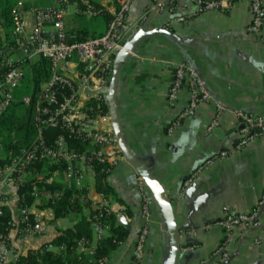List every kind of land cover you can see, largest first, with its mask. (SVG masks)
Wrapping results in <instances>:
<instances>
[{"label": "crops", "instance_id": "0c3cea01", "mask_svg": "<svg viewBox=\"0 0 264 264\" xmlns=\"http://www.w3.org/2000/svg\"><path fill=\"white\" fill-rule=\"evenodd\" d=\"M94 1L98 5L104 3V0ZM154 2L134 0L123 30L126 42L148 22L149 35L123 63L116 90L112 88L104 93L111 116L114 113L117 116L114 129L118 125L132 161L144 165L172 198L181 229L178 264H264V205L260 212L262 227L252 231L235 230L226 262L212 259L224 239L223 231L220 228L203 230L229 211L250 213L264 194V138L236 149L241 135L235 111L243 110L264 118V44L247 32L251 23L249 7L238 2L229 10L206 11L181 24L174 22V15L168 11L154 12ZM176 2L178 12L194 8L193 0ZM52 3L53 0H47L43 6H36L46 8ZM82 18L68 16V30L86 27L90 35L105 34L107 23L103 17L92 18L93 23L85 21V26L76 21ZM261 34L264 36V25ZM180 63L198 74L211 95V102L168 136L167 127L189 99L188 91L184 90L175 106L168 105L172 73ZM218 106L225 110L219 116L218 127L208 133ZM115 136L118 139L116 130ZM225 150L231 152L225 160L206 169L188 188L182 189L186 178L203 162ZM78 168L84 175L87 203L76 206L61 218L54 210L53 220L48 222V231L43 236H22L14 244L28 250L51 244L52 252L57 253L56 239L82 218L90 221L98 211L92 200L105 193L115 210L125 215L126 222H120L117 213H113L114 220L106 221L104 238L113 235L111 222L130 233L128 240L108 257L107 264H116L125 253L122 264H131L132 244L142 222L137 189V178L141 176L137 168L126 156L104 179L83 164ZM44 176L51 188L59 186L72 194L78 191L66 164L48 167ZM147 190L151 199V223L141 264H170L172 237L168 218L160 201ZM90 241L98 244L93 231ZM190 245L196 248L185 251ZM69 261L66 264H72Z\"/></svg>", "mask_w": 264, "mask_h": 264}, {"label": "built area", "instance_id": "2783aa9c", "mask_svg": "<svg viewBox=\"0 0 264 264\" xmlns=\"http://www.w3.org/2000/svg\"><path fill=\"white\" fill-rule=\"evenodd\" d=\"M133 2L104 0L98 5L94 0H53L52 5L46 8L26 5L15 9L13 38L17 47L5 45L0 50V120L11 106L21 103L26 109H33L35 135L27 147L17 151L6 150L0 137V264H48L41 257L54 253L51 244L44 243L31 250L14 244V240L22 236H43L48 231V222L53 220L54 206L65 197V189L50 187L44 170L63 164L69 166L78 188L69 199L75 208L88 201L79 164L104 179L124 160L104 93L111 90L114 58L123 49L122 34ZM238 2L246 3L250 10L248 34L264 44L261 34L264 0H193L194 8L188 12H178L176 0H155L154 10L168 11L174 15V22L185 24L203 12L229 10ZM103 13L110 16L103 36L82 39L67 28L66 18L70 15L96 18ZM14 56H18V60ZM40 58L50 63V79L41 85L35 97L31 92L19 98L18 90L26 74ZM184 90L189 93L188 102L167 127L168 136L211 102V95L198 74L180 63L172 73L168 105L175 106ZM217 110L216 117L208 126V133L218 127L219 116L225 109L218 106ZM234 114L241 135L237 150L264 138L263 117L243 110H236ZM74 141L81 143L82 148L74 147ZM230 153L221 151L207 159L186 178L182 189L188 188L196 176L225 160ZM96 164L100 165L99 171ZM137 189L142 222L132 244L131 264L142 263L151 223V199L142 177L137 178ZM92 201L98 211L90 222L98 244L93 245L86 238L77 242L73 253L78 256L79 264H90L95 259L99 242L104 238L108 216L117 213L119 221L126 222L125 215L115 210L105 193L98 194ZM263 205L264 194L250 213L229 211L217 222L203 227V230L220 228L224 233V239L212 259L226 262L230 258L228 248L235 230L252 231L262 227L260 212ZM9 210L11 219H7ZM55 248V255H65V245ZM195 248V245H190L185 251ZM99 263L107 264L108 257Z\"/></svg>", "mask_w": 264, "mask_h": 264}, {"label": "trees", "instance_id": "16d2710c", "mask_svg": "<svg viewBox=\"0 0 264 264\" xmlns=\"http://www.w3.org/2000/svg\"><path fill=\"white\" fill-rule=\"evenodd\" d=\"M16 0H3L2 10L0 18V50L5 46L17 47V42L13 38L14 31V11L17 8ZM98 17H103L108 24L110 16L108 14H101ZM79 34L80 38L86 39L88 37L103 36V32H93L89 34V30L84 27L74 30ZM51 77L50 63L47 59L40 58L30 68L26 74V78L18 90V97L22 98L34 93V97L38 94L41 85L48 81ZM27 112V118H20L19 113ZM33 109H26L21 103L14 104L0 120V137L3 139L4 146L8 151H17L18 149L27 147L33 140L35 135L34 123H33ZM55 133V131H51ZM74 147L81 149L82 145L79 142H72ZM95 168L99 171L100 165L96 164ZM53 189L61 188L59 186L52 187ZM102 191L101 186L98 187ZM72 193L65 190V197L61 199L55 206V213L58 218L68 215L76 208L69 202ZM9 216L7 219H11V212L9 210ZM113 221V216H108L107 221ZM85 217L74 227L62 232V234L54 242L55 246H66L65 255H55L54 253H46L43 255L42 260L48 264H66V261L72 264H79L78 256L73 253V248L77 246V242L86 238L90 240L92 238L91 223H89ZM112 223L113 235L103 238L98 245L95 262L90 264H100L99 261L106 257H109L113 252L117 251L122 244H124L129 238V231L121 225L115 226ZM63 255L65 257H63ZM67 257V260H66ZM83 264H89L84 262Z\"/></svg>", "mask_w": 264, "mask_h": 264}, {"label": "water", "instance_id": "95a60500", "mask_svg": "<svg viewBox=\"0 0 264 264\" xmlns=\"http://www.w3.org/2000/svg\"><path fill=\"white\" fill-rule=\"evenodd\" d=\"M156 12V9L155 11ZM148 22H145L138 30L135 32L134 35L131 36V38L124 42L123 49L115 56L114 58V66H113V75L111 79V90L112 88L116 90L118 85V80L120 76V69L123 65V63L126 61V59L129 57L130 53H133L135 51L136 46L140 41H142L145 37L149 35V33L146 31ZM27 53H29V49L26 50ZM113 117V123H117V116L114 113L112 115ZM115 130L118 134V144L120 146V149L122 150L123 156H126L137 168L138 173L145 181V184L147 188L152 192V194L160 201L162 204L167 218L170 225L171 230V237H172V253H171V260L170 264H178L179 263V257L181 254V242H180V236H181V229L179 228L175 212L172 205V198L171 196L158 184V182L150 175L148 170L144 167L142 164H136L132 161V158L130 157L129 152L127 151L126 146L124 145V142L121 137V133L119 130L118 125L115 126ZM126 256V253L121 257V259L116 264H122L124 258Z\"/></svg>", "mask_w": 264, "mask_h": 264}, {"label": "rangeland", "instance_id": "374dc122", "mask_svg": "<svg viewBox=\"0 0 264 264\" xmlns=\"http://www.w3.org/2000/svg\"><path fill=\"white\" fill-rule=\"evenodd\" d=\"M2 1L0 0V18H1V10H2ZM47 0H16L17 2V6H26V5H31V4H35V5H40L43 6L42 4H44ZM87 19V20H86ZM89 23H93L92 18H88V17H84L80 20H76L78 25H84L85 26V21H88ZM87 24V22H86ZM1 30V29H0ZM15 60H18V56H14ZM20 118H27V112H23V113H19ZM66 223H64L65 225Z\"/></svg>", "mask_w": 264, "mask_h": 264}]
</instances>
